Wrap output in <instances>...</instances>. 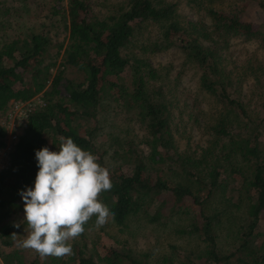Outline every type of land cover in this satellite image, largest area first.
Masks as SVG:
<instances>
[{
    "label": "trees",
    "instance_id": "obj_1",
    "mask_svg": "<svg viewBox=\"0 0 264 264\" xmlns=\"http://www.w3.org/2000/svg\"><path fill=\"white\" fill-rule=\"evenodd\" d=\"M245 1L235 0L228 7L210 5V24L185 25L176 16L177 5L165 0H127L105 17L92 12V0H68L64 11L67 43H54L46 31L4 43L0 48V114L11 101L30 100L38 94L47 100L29 114L27 126L9 152L8 167L0 170V243L10 250L4 255L6 264H97L85 240L86 230L95 226V216L84 226L83 246L74 245L71 255L45 258L35 252L32 261L19 255L17 249L23 248L20 242L28 232L19 193L34 187L35 151L45 146L51 149L49 134L70 137L82 149L102 155L95 143L100 127L91 122L97 120L105 98L127 107L149 132L147 149H137L132 141L119 143V151L133 155L126 170H112L103 156L98 159L110 172L113 187L99 199L114 214L113 222L123 227L138 214L158 220L182 211L189 220L180 232L197 244L191 249L171 245L162 264L176 260L183 264H264V112H254L244 97L241 78L228 63L234 38L264 43V0H252L258 5L259 21L246 18ZM146 21L168 22L165 40L178 45L199 68L200 88L219 105L213 137L199 153L180 150L170 101L162 85L153 88L159 77L156 67L143 58L131 62L123 54L137 26ZM55 46L57 55L63 50V60L48 85L55 63H46L47 55ZM65 65L84 71V81L63 82ZM6 144L7 129L0 122V149ZM234 206L243 208L245 217L234 232L235 245L224 250L221 228ZM98 245L94 243L95 248ZM95 250L104 264H149L126 245L110 246L105 254Z\"/></svg>",
    "mask_w": 264,
    "mask_h": 264
},
{
    "label": "rangeland",
    "instance_id": "obj_2",
    "mask_svg": "<svg viewBox=\"0 0 264 264\" xmlns=\"http://www.w3.org/2000/svg\"><path fill=\"white\" fill-rule=\"evenodd\" d=\"M67 1L0 0V48L6 41L23 40L40 31H46V35L54 43H67L69 30L64 16ZM165 1L177 5L176 16L185 25L189 23L198 24L199 22L210 24V17L207 13L208 6L228 7L235 2V0ZM126 2L127 0H92V12L100 17H105L118 11L126 5ZM239 3L241 4L240 1ZM244 4L248 9L246 18L259 21L256 13L257 3L246 0ZM167 26L168 22L155 21L139 24L131 42L123 49V54L131 62L143 58L156 67L159 77L154 80L153 88L157 89L162 85V89L170 101L173 112V129L180 150L199 153L210 143L213 137L219 105L211 95L200 88L201 72L199 68L188 60L178 45L165 40L164 32ZM173 41L175 40L173 39ZM62 53L63 50L57 55V47L55 46L47 55L46 63H55L48 85L51 83L56 69L62 63ZM228 56L229 67L242 80L243 92L247 94L244 97L249 101L255 113L260 111L263 113L264 43L262 39L234 38ZM63 68L65 69L63 82L68 80L84 81V71L70 65H65ZM61 88L63 93H66L63 86ZM42 97L44 105H46L47 100L44 95ZM13 102L10 103L13 104ZM8 108L0 114V122L8 127L6 128L7 135L16 126L18 130H21L20 119L15 116L12 119L8 117V112L13 110V106ZM91 124H97L100 127L95 136V143L100 154H102L100 156H103L106 165L112 170L121 168L126 170L128 161L133 159V155L127 156L124 150H118L119 143L132 141L137 149H147L145 140L149 136V132L144 123L139 121L127 107L110 98H105L102 101L97 120H93ZM81 133L84 134V126ZM48 139L51 151L59 149L61 136L49 134ZM4 150L0 151V170L8 166L7 155H5ZM100 156H97L98 159ZM126 156L127 158H124ZM243 211V208L239 209L234 206L226 213L220 235L221 246L224 250L232 249L236 243L234 232H237L239 224L243 222L245 217ZM184 213L180 211L171 215L165 214L158 220H151L148 215L138 214L129 218L127 225L123 227L110 219L103 227L94 226L87 229L85 240L88 248L95 254L97 264L104 263L99 261L95 249H98L101 254H105L108 253L107 250L110 246L125 245L131 248L135 254L143 256L149 264H162V258L171 253V245H177L182 249H191L197 244V240L193 237L180 232L181 228L187 226V220H189ZM25 238L26 236L23 240ZM71 243L73 253L74 245L83 246L84 233ZM94 243H99L97 248H95ZM17 251L26 261H32L35 257V251L31 249L25 251L24 248H18ZM8 252L10 250L0 243V264H6L4 255ZM175 264L183 263L176 260Z\"/></svg>",
    "mask_w": 264,
    "mask_h": 264
},
{
    "label": "clouds",
    "instance_id": "obj_3",
    "mask_svg": "<svg viewBox=\"0 0 264 264\" xmlns=\"http://www.w3.org/2000/svg\"><path fill=\"white\" fill-rule=\"evenodd\" d=\"M35 158L38 172L34 187L19 193L28 226L20 246L41 257L63 258L72 254L71 241L85 232L84 226L93 216L97 228L113 218L109 207L99 199L102 192L113 187L110 172L96 155L70 137H61L59 151L45 146L35 151Z\"/></svg>",
    "mask_w": 264,
    "mask_h": 264
},
{
    "label": "built area",
    "instance_id": "obj_4",
    "mask_svg": "<svg viewBox=\"0 0 264 264\" xmlns=\"http://www.w3.org/2000/svg\"><path fill=\"white\" fill-rule=\"evenodd\" d=\"M42 96H43L42 94H38L37 96H34L32 99L28 101H22V100L14 101L12 104L13 110L11 112H8V117H10V119H12L14 116L20 119L19 124L21 127V130H18V128H16L17 126L15 127V129H12V132L9 135H7L6 146L0 149V151H3L5 149L4 151H5V155H7L8 165L10 163L9 152L13 149L14 145L19 141V138L22 135L24 128L27 126L29 114L37 107L44 105V100Z\"/></svg>",
    "mask_w": 264,
    "mask_h": 264
}]
</instances>
